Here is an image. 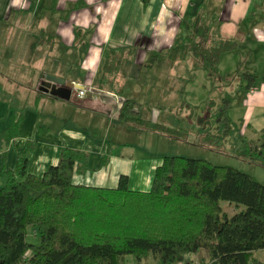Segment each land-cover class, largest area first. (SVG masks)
<instances>
[{
  "label": "trees",
  "instance_id": "obj_1",
  "mask_svg": "<svg viewBox=\"0 0 264 264\" xmlns=\"http://www.w3.org/2000/svg\"><path fill=\"white\" fill-rule=\"evenodd\" d=\"M214 19L204 10L180 23L183 41L154 57L161 68L187 57L202 60L211 75L219 76L226 53L239 51L237 42L213 34ZM126 51L102 53L97 89L123 91L121 65ZM241 88L250 90L255 78L240 73ZM233 99L227 95L216 112L221 135L236 132L228 117ZM184 107H188L183 105ZM141 106L125 100L118 121L139 134L154 133L184 141L181 130L140 117ZM22 117H15L3 133L6 145L17 134ZM236 155L249 169L264 170V130L256 140L237 135ZM86 153L63 148L56 166L41 177L27 173L26 152L18 153L13 169L0 172V264H121L132 256L136 264H180L185 255L207 254L209 264H249L264 250V184L248 172L214 165L203 157L167 155L153 174L149 191H131L121 175L116 188L89 187L73 182L87 165ZM107 156L101 159L103 167ZM222 202L237 211L228 216ZM28 228L39 241L27 242ZM254 264H261L253 262Z\"/></svg>",
  "mask_w": 264,
  "mask_h": 264
},
{
  "label": "crops",
  "instance_id": "obj_2",
  "mask_svg": "<svg viewBox=\"0 0 264 264\" xmlns=\"http://www.w3.org/2000/svg\"><path fill=\"white\" fill-rule=\"evenodd\" d=\"M201 10L209 21L215 20V36L234 39L238 45L239 51L224 54L219 66L231 54L239 55L240 61L248 60L242 73L253 75L255 83L250 90L240 88L246 97L242 115L235 116L241 123L240 133L248 140H256L264 130V81L257 83L258 77L264 76V0H0V41L14 39L35 44V50L43 52L24 54L28 63H24L25 67L21 62L20 71H14L17 79L7 77L9 68L0 67V172L13 169L17 154L26 152L27 173L41 177L49 167L57 165L61 150L67 148L88 156L85 170L73 175L75 184L112 189L117 187L119 177L125 175L131 191H149L154 171L161 165L171 140L143 133L139 137L143 135L147 147L160 146L163 152H147L139 157L128 154L130 143L116 142L118 135L124 139L126 130L130 131L118 121L119 110L125 100H133L141 107L151 108V119L145 120L172 127L166 119L159 122L163 116L161 109L167 106L173 114L181 103L183 85L175 76L162 78L158 83L152 81L155 72H165L163 68L154 70V57L181 44V20L193 18ZM44 46L46 51L40 49ZM106 49L128 53L120 69L121 95L107 88L97 89ZM73 68L77 75L71 73ZM240 73L238 68L231 76ZM46 76L90 89L91 93L78 98L73 89L69 101L53 98L40 88ZM142 78L144 83L140 82ZM73 94L78 106L68 118L70 106L64 103H70ZM41 104L56 111L52 115L42 114ZM17 116L22 117L17 134L6 145L3 133ZM93 117L99 120L91 136ZM67 118H73V126ZM113 124L121 128L109 140V131L106 137L100 133ZM104 156L107 161L100 168ZM125 262L126 258L121 264ZM253 262L264 264V250L252 254L249 264ZM194 263L209 264V258L200 252L185 255L181 262Z\"/></svg>",
  "mask_w": 264,
  "mask_h": 264
},
{
  "label": "rangeland",
  "instance_id": "obj_3",
  "mask_svg": "<svg viewBox=\"0 0 264 264\" xmlns=\"http://www.w3.org/2000/svg\"><path fill=\"white\" fill-rule=\"evenodd\" d=\"M12 40L14 39H10L9 41L6 40V42L0 41V67L4 68V66H6L9 68V70L7 69L8 78L17 79L18 75L15 74L14 71H20L19 67L21 66V62H23L22 65L25 67V64L28 63V60L23 58L24 54L27 52L29 54H33L34 52L42 54L43 52H41V50H38L37 52V50H35V44H22ZM40 49H42V51L47 50L45 46L43 48L40 47ZM244 62L247 64L248 60L244 59L243 61H240L239 55L231 54L230 57H226L219 66L221 74L217 79L211 75L207 64L204 61L196 60L190 56L184 61L176 63H170L167 61L161 67L165 70L163 75L158 74L157 72L153 74L151 80L155 83L157 81L161 82L162 78L175 76L181 80L183 85L181 93L182 100L180 99L181 103L177 104L176 108L173 110V114H170V110H168L169 108L167 106L166 109L162 108L161 112L163 113V116L159 122H164L165 119L166 122H171L172 128L174 127L182 131L184 141H171L169 148H165L166 154L163 156L203 157L214 165L230 166L251 173L259 183L264 184L263 168L256 166L249 169L247 161L239 159L236 155L238 147L237 135L240 133L242 127L235 115H242L243 99L246 97V93L240 89V84H242L241 78L237 75L233 77L231 76V73H234L238 68L241 73L245 72L247 65L244 66ZM53 65L58 64L53 63ZM67 68L68 67H65V74L67 73ZM153 68L154 70L160 68L158 62L155 63ZM71 70L73 75L78 74L76 68ZM62 73L63 72H61V74ZM144 79L145 78H142L140 82L144 83ZM261 80L264 81V76H259L257 83ZM11 88H13L14 92V87ZM227 95L234 99L231 109L228 112V117L233 124H235L236 132L229 137H223L221 135L222 124L217 122L216 112L222 106V99ZM240 95L243 98H240ZM64 104L70 106L67 107L69 108L67 115L69 118L71 116L70 114L75 111L74 108H77L78 106L75 95H72L70 103L66 102ZM185 104L186 106L188 105L189 109L183 106ZM28 107L31 108L29 105ZM150 109L151 108L140 107V117L142 119H151ZM40 111L42 114L50 113L52 115L56 109L53 110L49 105L41 104ZM93 120L95 123L90 129L91 136H94L95 134L93 130L98 128V125L96 124L99 119L93 117ZM71 121H73V118L67 120L68 123L70 122V126H73V122L71 123ZM85 121L87 124L88 119ZM120 128L121 126L119 124H113L104 129L100 134L106 137V133L109 131L110 133L107 136L110 140V138L116 137L114 132H117ZM139 136L140 134L136 131L126 130L124 133V139L121 135H118L116 142L130 143L131 149L127 152L136 157L152 151L157 154L160 153V151L161 153L163 152V147L160 146H154V148L152 145H149L152 146V148L147 147L144 144L143 135H141V137ZM118 152L122 153L123 150L119 148ZM221 208L228 216L233 215L237 211L234 205L228 202H222ZM26 239L30 244L38 243L39 238L35 228H28ZM125 258V264H132L135 262V259L132 256H127ZM148 263H154L152 258H149Z\"/></svg>",
  "mask_w": 264,
  "mask_h": 264
},
{
  "label": "water",
  "instance_id": "obj_4",
  "mask_svg": "<svg viewBox=\"0 0 264 264\" xmlns=\"http://www.w3.org/2000/svg\"><path fill=\"white\" fill-rule=\"evenodd\" d=\"M40 88L44 93L49 94L53 98L69 101L72 90L80 89V86L53 76H46L45 80L41 82Z\"/></svg>",
  "mask_w": 264,
  "mask_h": 264
},
{
  "label": "built area",
  "instance_id": "obj_5",
  "mask_svg": "<svg viewBox=\"0 0 264 264\" xmlns=\"http://www.w3.org/2000/svg\"><path fill=\"white\" fill-rule=\"evenodd\" d=\"M75 91L77 93V97L78 98H83V97L86 96L87 93H91V90L90 89H87V88L75 89ZM194 264H198V263H194Z\"/></svg>",
  "mask_w": 264,
  "mask_h": 264
}]
</instances>
